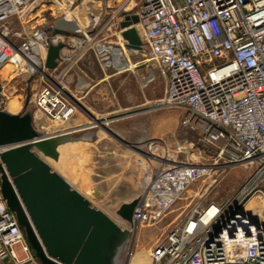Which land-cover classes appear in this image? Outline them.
<instances>
[{"label":"built area","instance_id":"1","mask_svg":"<svg viewBox=\"0 0 264 264\" xmlns=\"http://www.w3.org/2000/svg\"><path fill=\"white\" fill-rule=\"evenodd\" d=\"M37 3L0 0V72L11 61L19 73H41L45 81L35 106L53 121H67L77 105L44 65L49 41L67 42L52 32V22L30 25ZM125 9L138 14L142 42L129 51L157 62L166 79L163 103L183 109L181 126L204 144L191 161L153 156L139 176V200L128 228L161 219L193 181L242 166L247 176L239 188L222 201L192 202L152 248L151 261L264 264V0H140L137 9L121 4L119 20L108 21L119 34ZM94 33L72 35L80 47ZM97 47L105 65H119L112 51ZM1 101L0 96L4 109ZM8 147L0 145V152ZM0 264H42L1 186Z\"/></svg>","mask_w":264,"mask_h":264},{"label":"rangeland","instance_id":"2","mask_svg":"<svg viewBox=\"0 0 264 264\" xmlns=\"http://www.w3.org/2000/svg\"><path fill=\"white\" fill-rule=\"evenodd\" d=\"M89 1L72 0L68 4V0H38L30 11V25L51 23L57 17L70 13L80 3L89 4ZM121 4L137 9L140 0H123ZM118 17L116 12L102 17L100 29L96 28L91 35L92 39L80 46L82 56L68 71L61 72L56 68L45 71L96 119L134 110L141 111L103 120L100 124L77 106L68 121H53L43 115L34 104L45 81L42 74L19 73L5 66L0 72V96L4 109L8 97L13 96L21 103L17 111L31 109L32 117L38 111L39 119L44 125L40 130L44 133H56L58 127L77 120L70 133L75 138L62 147L59 160L54 161L49 157L44 159L52 169L82 192L92 205L102 209L121 226L128 227L127 222L116 214V209L122 201H129L139 194V176L143 168L153 162V156L191 161L196 159L198 148L204 144L199 141L195 131L181 126L183 109L163 103L166 79L157 62L140 53L127 51L116 26L109 25L110 18L113 23ZM15 25L19 24L16 22ZM119 40L124 51L123 62L129 64L127 68H119L120 63L118 66L105 65L98 55L97 43L110 46ZM34 118L36 119L35 115ZM82 121L89 122L87 129L80 124ZM84 130H89L92 134L79 138ZM246 176L247 171L242 166L235 165L190 183L161 219L154 224H141L132 229L120 255L122 262L153 264L152 248L165 239L192 202L201 198L225 200L239 188ZM137 252L141 256L135 258ZM145 253L148 255H144Z\"/></svg>","mask_w":264,"mask_h":264},{"label":"water","instance_id":"3","mask_svg":"<svg viewBox=\"0 0 264 264\" xmlns=\"http://www.w3.org/2000/svg\"><path fill=\"white\" fill-rule=\"evenodd\" d=\"M121 0H108L116 7ZM103 14L99 9L74 7L52 21V32L76 35L93 33ZM119 21L120 37L127 50L139 49L141 38L135 27L139 17L127 9ZM64 41H49L45 68L54 69L61 56ZM48 75V74H47ZM70 99L97 123L129 115V111L104 119H96L72 94ZM26 108V105H24ZM74 137L65 133L46 134L33 123L32 110L11 112L0 109V145H9L0 152L1 192L15 212L26 239L42 264H124L121 253L132 230L121 226L102 209L91 204L77 188L44 159L58 161L65 143ZM61 147V149H60ZM138 197L122 202L116 214L132 221Z\"/></svg>","mask_w":264,"mask_h":264},{"label":"crops","instance_id":"4","mask_svg":"<svg viewBox=\"0 0 264 264\" xmlns=\"http://www.w3.org/2000/svg\"><path fill=\"white\" fill-rule=\"evenodd\" d=\"M107 1L108 0H90L89 1V4H86V3H80V5L79 6H81V7H84V8H87V9H89L90 10V8H95V9H99L100 7H101V5H102V9H103V14H102V17L104 16V15H107L108 13H112V12H116L117 10H118V8H119V6L121 5H118V6H116V7H109V6H107L106 5V3H107ZM123 2V0H121V3ZM123 5V4H122ZM109 9V10H108ZM102 17H101V19H102ZM117 20H119V17H118V19ZM31 21V20H30ZM14 22H16V21H14ZM15 24V23H14ZM100 25L101 24H98V27H97V29H100ZM15 28L17 29V26L15 25ZM59 36H62V35H59ZM65 37V40H66V42H67V44L66 45H64L63 47H62V49H61V56H60V58L58 59V62H57V65H56V69H59L61 72H66V71H68L70 68H71V65L76 61V60H78L81 56H82V54L81 53H83L82 52V50L80 49V47H79V45L77 44V43H75V40H74V37H73V35L72 34H69V35H64ZM63 37V36H62ZM62 37H60V38H62ZM104 44V43H103ZM102 44V45H103ZM105 45V44H104ZM99 46V48H101V49H104V50H109V48H106L105 46H107V45H105L104 47L103 46H101V45H98ZM111 51V50H110ZM0 83H1V79H0ZM68 121V120H67ZM75 121H77V120H75ZM74 120H71L70 122H69V124H64V125H62V126H60V127H58V131L56 132V133H65V134H69L70 135V133H71V131H72V127L74 126V124H76V122H75ZM78 124V123H77ZM80 124H83L82 126H83V128H85V129H87V127H88V125H89V122H87V121H82V122H80ZM79 125V124H78ZM74 129V128H73ZM46 134H53V133H55V132H45ZM87 134H89L88 135V137L92 134V132L91 131H89V130H87V131H85L84 130V132H82L80 135H79V138H81V137H83V136H85V135H87ZM75 138V137H74ZM84 138H86V137H84ZM68 143V142H67ZM67 143H65L63 146H65ZM141 188V184H140V182H139V189ZM122 202H124V201H122ZM121 202V203H122Z\"/></svg>","mask_w":264,"mask_h":264},{"label":"bare ground","instance_id":"5","mask_svg":"<svg viewBox=\"0 0 264 264\" xmlns=\"http://www.w3.org/2000/svg\"><path fill=\"white\" fill-rule=\"evenodd\" d=\"M65 1V0H64ZM72 0H68V4L71 3ZM63 2V1H62ZM82 6V5H81ZM82 9H87V8H84L82 7ZM90 9H95V8H90ZM89 10V9H87ZM75 40V39H74ZM116 42H118V44H115ZM114 42V44H111L110 46H105L103 43H97L98 45H101V46H105L106 48H109V50H111L113 53H114V56H115V59H116V62L120 63L119 65V68H122V67H129V64L128 62H123V58H124V51H123V48H122V42L121 40L119 41H116ZM103 44V45H102ZM129 51V50H127ZM6 68H14V64L9 61L6 63L5 65ZM25 68V67H24ZM29 69H32V68H29ZM25 70V69H24ZM29 72H26V74H28ZM2 82V80H1ZM21 100V99H20ZM160 102V101H159ZM21 103L18 99H16L15 97H8V99L6 100L5 102V108L8 110V111H11V112H15L18 110V108L20 107ZM34 115L36 117V119L34 118ZM33 115V123L34 125L36 126V128H38L39 130L41 129L40 127H43V123L40 121L39 119V112L36 111ZM47 125V124H46ZM61 149V147H60ZM137 228V227H136ZM148 252V251H147ZM144 255H148V253H145ZM139 256H141V253L140 252H137L135 253L134 257L135 258H138ZM120 261L122 262V260L120 259Z\"/></svg>","mask_w":264,"mask_h":264}]
</instances>
